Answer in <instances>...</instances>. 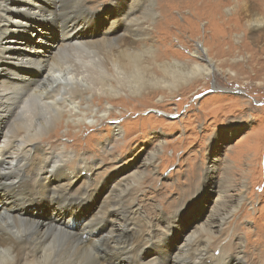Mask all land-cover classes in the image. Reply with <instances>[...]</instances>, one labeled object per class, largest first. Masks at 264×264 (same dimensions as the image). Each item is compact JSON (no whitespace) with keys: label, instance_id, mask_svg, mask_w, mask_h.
I'll return each mask as SVG.
<instances>
[{"label":"rangeland","instance_id":"rangeland-1","mask_svg":"<svg viewBox=\"0 0 264 264\" xmlns=\"http://www.w3.org/2000/svg\"><path fill=\"white\" fill-rule=\"evenodd\" d=\"M54 1L47 7L55 14L53 20L65 27L56 31L53 25L45 26V41L61 39L63 30L74 25L83 40H114L134 21L146 33L135 37L136 51L151 49L157 63L180 62L183 73L192 65L209 69L174 92L156 87L140 95L125 93L110 99L93 95L92 107L108 109L110 119L94 126L60 121L48 128L39 140L42 152L34 153V161L51 152L46 146L51 143L52 148L67 152V177H74L77 166L83 170L71 192L78 193L79 205L70 228L78 232L80 226L85 240L96 241L115 227L118 216L113 209L88 221L98 217V207L103 206L99 191L119 184L134 198L126 211L129 214L119 216L124 243L103 251L92 247L99 264H217L215 258L225 260L220 264H240V251L245 264H264V31L258 34L250 29L247 17L239 21L236 15L237 5L246 4L264 21V0H213L219 5L218 16L227 22L225 27L208 15L211 0ZM19 47L17 43L16 53L27 52ZM203 49L209 61L195 55ZM151 70L161 78L157 67ZM18 168L10 171L19 176L23 171ZM208 168L214 170L208 173ZM134 170L142 171L141 175L130 177ZM219 187L225 194L218 193ZM219 202H226L225 208H219L222 217L231 206H236L235 211L204 252L200 240L187 239L197 221L216 214ZM4 206L0 204V210ZM104 216H110V223ZM26 217L42 229L50 212L30 207ZM184 241L189 242V249L183 248L187 249L183 258L176 257ZM69 251L68 256L74 255L73 248ZM63 264H73V258Z\"/></svg>","mask_w":264,"mask_h":264},{"label":"bare ground","instance_id":"bare-ground-1","mask_svg":"<svg viewBox=\"0 0 264 264\" xmlns=\"http://www.w3.org/2000/svg\"><path fill=\"white\" fill-rule=\"evenodd\" d=\"M52 3L55 1L0 0V193L2 195L0 204H7L3 210H0V264H63L66 258L70 260L73 258V264L77 261V264H99L92 247L103 251L123 245L124 227L119 222L121 221L119 216L125 213L134 201L129 190L120 189L121 185L117 184L113 189L108 190L106 186L99 191L103 197L101 203L103 206L98 207V217L91 219L92 216L88 223L96 221L109 209L115 211L118 222L98 240H85L84 228L79 226L78 232L70 228L73 218L78 214L79 205L78 193L71 192H74L75 183L82 178L79 174L83 170L77 166L73 172L74 177H67L68 170L65 164L67 152L52 148V144L48 142L47 150L51 152L34 161L36 159L33 158L34 153L42 152L40 148L42 141L39 140L50 126L60 121L74 126H94L110 119L108 109L92 107L93 95L110 99L125 93L140 95L147 89L156 87L174 92L190 78L194 79L200 74L209 73L208 68L198 65H192L191 69L188 68L183 73L180 62L173 60L171 63H157L151 49H146L144 52L136 51L134 44L138 40L135 37L146 33L139 30L134 21L133 26L127 27L123 34V36L130 34L127 40H123V36L114 40H83V33L76 30L77 25H74L63 30V36H59L61 39L54 42L45 41V34H42L45 26L53 25L56 31L65 27L53 20L55 14L47 7ZM209 3L212 4H209L212 6L210 9L212 12L208 15L213 22L216 19L220 27H225L227 22L225 23V20H221L218 16L220 10L217 1L211 0ZM170 6L168 9L172 8ZM251 9H248L246 4L240 6L238 4L236 15L239 21L247 17L250 29L259 31L260 34L264 31V21L262 17H256L258 14ZM168 16L170 21V14ZM17 43L20 44L18 50L27 52L16 53L14 47ZM121 43L126 45L122 46ZM48 46L50 48H47ZM207 54L204 49L195 52L199 59L208 60ZM147 60L151 62L144 64ZM152 66L162 72L161 78L153 74ZM25 72L28 75H25ZM113 129L120 134L117 126ZM154 158L155 155H152V159ZM14 166H18L23 171L19 176L10 171ZM5 167H8V171H5ZM211 169L208 168L207 172L210 173ZM141 173L142 171L134 170L129 176L137 178ZM129 178L128 176L125 178V184ZM138 179L140 180L141 176ZM218 189V193L225 194L222 192L224 188ZM116 192L117 194L113 195ZM225 203H217L214 211L216 214L204 218L203 222L197 221L189 233L190 238L187 240L189 242L200 240L204 252L207 251L206 248L209 249L218 234L220 235L226 219L234 214L236 206H231V210L229 209L222 217L224 212L220 214L219 208H225ZM30 207L50 212L49 222L40 225L42 229H38V225L26 217ZM104 218H108L107 222L110 223V216ZM196 233L205 238L197 236L195 238ZM187 244L184 241L180 251L175 253L176 257L185 256L187 249L183 250V248H188ZM69 248H73L74 255L68 256ZM242 255L240 251L237 261L245 264ZM213 261L220 264L225 260L215 258Z\"/></svg>","mask_w":264,"mask_h":264}]
</instances>
